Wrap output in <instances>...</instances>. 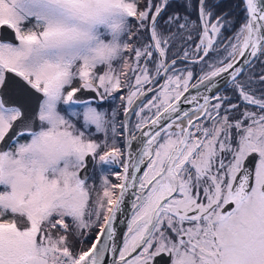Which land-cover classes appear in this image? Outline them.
I'll use <instances>...</instances> for the list:
<instances>
[{
	"label": "snow or ice",
	"instance_id": "snow-or-ice-1",
	"mask_svg": "<svg viewBox=\"0 0 264 264\" xmlns=\"http://www.w3.org/2000/svg\"><path fill=\"white\" fill-rule=\"evenodd\" d=\"M241 3L236 28L186 0L166 36L170 0H0V264H264V0Z\"/></svg>",
	"mask_w": 264,
	"mask_h": 264
},
{
	"label": "flooded vegetation",
	"instance_id": "flooded-vegetation-1",
	"mask_svg": "<svg viewBox=\"0 0 264 264\" xmlns=\"http://www.w3.org/2000/svg\"><path fill=\"white\" fill-rule=\"evenodd\" d=\"M208 1L209 0H205V3L213 8L214 10V13L216 16H221L223 14H227V18L229 20H232V16L234 14V3H235V0H214V2L212 4H208ZM240 1V0H239ZM186 2V0H180L179 2L177 1H173V0H170V3L171 5H174L176 7H174L173 9H171L170 11H174V10H177L181 13V15H184L185 14V8L182 6L184 3ZM241 2V1H240ZM179 3H181L182 5H180ZM192 3V2H191ZM197 7H198V0L196 2V13H197ZM241 7H242V3H241ZM192 8V6H191ZM170 9V7L167 9V11ZM191 11V9H190ZM190 13V12H189ZM191 14V13H190ZM244 15V13H243ZM197 20H198V17H197ZM196 20V21H197ZM239 26V25H238ZM238 28V27H237ZM225 36H229L231 35V32H225L224 33ZM149 40V38H148ZM194 40V38H193ZM150 41V40H149ZM183 47H186L185 43H181L180 45V49L183 48ZM262 61H264V57H261L260 60H257V61H254V65L249 68V72L251 74H254L256 77L259 76V74L261 72H264V63H262ZM196 71L199 72V68L197 67L196 68ZM255 87L257 89V94H259V91L264 89V85H261L259 84L258 80H257V83L255 84ZM222 91L224 90L221 89ZM225 95H229V96H232L233 94L231 93V91H225L224 92ZM106 101V100H105ZM105 101L101 102V101H98V103L101 105V107L105 104V107L107 106ZM233 102L235 103V98H233ZM120 118L122 119V114L120 112ZM135 118L133 117V120ZM96 139H102L103 138V133H97L96 136H95ZM118 146H120L122 149H123V142H122V139L120 141H118ZM113 167V170H121L118 166L114 165L112 166ZM88 174H89V180H88V183L89 185H92L93 186V199L96 198V192L98 190V193L101 192L102 190L99 188L100 186V183L101 180H102V174L98 171H93L92 169V165H90L89 169H88ZM109 179L112 181V182H116V179L114 176L112 175H109ZM94 219V217H93ZM70 223V221H68ZM102 222V221H101ZM97 230V231H96ZM98 232V227H94L92 228L90 231L87 232V239L84 241V242H88L89 243V240H92L93 239V236L96 235V233ZM122 244V243H121ZM78 246V245H77ZM154 264H166V259L165 260H160V258H157V261L154 262Z\"/></svg>",
	"mask_w": 264,
	"mask_h": 264
},
{
	"label": "rangeland",
	"instance_id": "rangeland-1",
	"mask_svg": "<svg viewBox=\"0 0 264 264\" xmlns=\"http://www.w3.org/2000/svg\"><path fill=\"white\" fill-rule=\"evenodd\" d=\"M141 2L143 3L144 0H141ZM160 0H153V3H159ZM174 11H177V10H174ZM174 11H169L168 13H163L162 16L159 18V27H160V31L166 35V36H170L171 33L168 32V28L167 26L165 25L164 21L167 20L168 16L170 14H172ZM179 12V11H178ZM197 17H198V7H197V13H196V20H197ZM191 20L193 21H196L195 19H193V17H190ZM135 20L132 21V24H133V28L132 30L135 32L136 31V28H135ZM240 26V25H239ZM238 26V27H239ZM173 32H175V28L172 29ZM145 35V37H144ZM193 38H194V41L198 42L199 40V37L197 35V31L196 30H193ZM187 38V33H184L183 34V38H181V36L179 34H177L176 37H174L171 41V53H170V56H174L177 52L180 51V45L181 43L184 42V40ZM136 40V43L137 44H144V43H148L149 40L147 39V31H143L141 30L139 33H138V38H134ZM115 96V99H112V98H109L105 101L106 103V107H105V104L102 106L103 109L107 110L108 112V115H109V118H111V113H112V110L115 109L116 110V121L117 123L119 124V122L122 120L120 118V112L121 114H123V107H122V104H121V101L119 99V96H120V93H114L113 94ZM91 98V97H89ZM103 102V101H102ZM122 117V116H121ZM79 126V124H78ZM120 141V140H119ZM100 183V186L99 188L101 189V182ZM102 190V189H101ZM98 193V190L96 192V194ZM102 223V222H101ZM97 231V230H96ZM95 237V235L93 236V238ZM87 239V237L84 239V241ZM92 240H89V243L86 242L84 243V246L87 247V246H90V243H91ZM79 247L80 244L79 242L77 243Z\"/></svg>",
	"mask_w": 264,
	"mask_h": 264
},
{
	"label": "water",
	"instance_id": "water-1",
	"mask_svg": "<svg viewBox=\"0 0 264 264\" xmlns=\"http://www.w3.org/2000/svg\"><path fill=\"white\" fill-rule=\"evenodd\" d=\"M198 2H199V0H198ZM12 35H13V33L10 30L5 31L3 28H0V37H3L5 39H9L10 40L11 37H12ZM147 35H148V38H149L148 32H147ZM149 40H150V38H149ZM225 78L226 77H224L222 79H225ZM220 87H221V89H223L224 88V85L223 84H220ZM197 91L198 90H196V89H192L190 94L191 95H195ZM199 91L200 92H203L204 89L201 88V89H199ZM85 95L87 97H91L94 94H92V93H85ZM183 107L185 109H188V108H190L192 106L191 105H184ZM123 118L124 117H123V114H122V120H123ZM0 147H4V145L3 144H0ZM90 165L91 164H89V167H90ZM124 208H125L124 214H118V219H117L116 222H114V228L116 229V237H115V239L120 244L122 243V241H123V235L126 232V221H127V219L129 218V216L131 214L130 201L124 205ZM106 256H107V264H111L112 255L110 253H107Z\"/></svg>",
	"mask_w": 264,
	"mask_h": 264
},
{
	"label": "trees",
	"instance_id": "trees-1",
	"mask_svg": "<svg viewBox=\"0 0 264 264\" xmlns=\"http://www.w3.org/2000/svg\"><path fill=\"white\" fill-rule=\"evenodd\" d=\"M173 1L179 2L180 0H173ZM191 2H192L191 3L192 8H191V11H190L191 14L190 13L189 14H190V17H193V19L196 20V2H197V0H191ZM213 2H214V0H209L208 1V4L210 5ZM179 4L182 5L181 3H179ZM174 7H176V6L171 5L170 9L168 11L166 10L164 12V14L165 13H168ZM243 18H244V15H243L242 7H241V2L239 0H235V3H234V14L232 16V21H234V24H235V27L236 28L238 27V25L241 24V22L243 21ZM233 31H235V28H233ZM144 37H145V35H144ZM147 39H148V35H147ZM73 239L75 240L76 245H78L77 243L79 242V239L78 238H75V237ZM84 243H86V242H84Z\"/></svg>",
	"mask_w": 264,
	"mask_h": 264
}]
</instances>
